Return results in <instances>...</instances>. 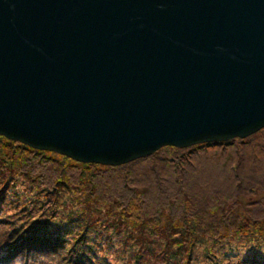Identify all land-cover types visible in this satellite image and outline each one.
Segmentation results:
<instances>
[{
    "label": "water",
    "instance_id": "95a60500",
    "mask_svg": "<svg viewBox=\"0 0 264 264\" xmlns=\"http://www.w3.org/2000/svg\"><path fill=\"white\" fill-rule=\"evenodd\" d=\"M264 129V0H0V136L118 167Z\"/></svg>",
    "mask_w": 264,
    "mask_h": 264
},
{
    "label": "rangeland",
    "instance_id": "374dc122",
    "mask_svg": "<svg viewBox=\"0 0 264 264\" xmlns=\"http://www.w3.org/2000/svg\"><path fill=\"white\" fill-rule=\"evenodd\" d=\"M195 146L107 167L0 136V245L43 247L34 254L46 264H264V169L249 172L236 143L226 151ZM125 195L141 206L114 204ZM215 207L229 210L227 223L210 235L195 228L193 214L215 220Z\"/></svg>",
    "mask_w": 264,
    "mask_h": 264
},
{
    "label": "trees",
    "instance_id": "16d2710c",
    "mask_svg": "<svg viewBox=\"0 0 264 264\" xmlns=\"http://www.w3.org/2000/svg\"><path fill=\"white\" fill-rule=\"evenodd\" d=\"M261 133H264V129L260 130L259 132L255 133L254 135H251L245 139H234V140H231V141H228L225 143H217L216 142V143L198 145L197 148H203L204 147L207 149H223L224 151H226L228 146H231L232 144L236 143V145H239L240 147H239L238 151H235L234 155L238 156V159L241 162V164L244 165L249 172L258 173L261 171V169H264V161L261 160V157H260L262 155V152H263L262 149L264 148V136L259 137V135ZM252 139H255V140L251 141ZM193 148L194 147L185 148V149H176V148H172V147H166V148L161 149L160 151H158L155 154L157 155L159 152H162L164 150H169L170 153H172L174 156H176L179 152L188 151V150L193 149ZM33 152L34 153H41V152H35V151H33ZM170 153L166 152L162 156H169ZM155 179L157 180L156 182L159 183L157 175H155ZM165 180H167V179H165ZM145 184H146V188L149 190L151 188H153V190H156V188H157L151 182H145ZM112 186L113 185H111L110 188ZM153 190H152V192H153ZM139 197H143L142 192L139 195ZM139 197L131 198L130 196L125 195L123 198L128 199V200L122 201L120 199V201H118V199H117V202H115L114 204L129 203L128 205H131L133 209H137L138 206H141V201H140ZM214 210L215 211L212 215L214 217H212V218H215V220H212L210 215H203V214L208 213L207 211H205V212L200 211L199 212V214L202 215L201 218H198L195 214H193L194 218L198 221L197 223H195V228H199L202 231L205 230V232L208 235H210L209 233L214 232L216 230H219V227L215 225L216 222H219V224L227 223V222H225V220H226L227 216L229 215V210H224L223 208L218 209V207H215ZM181 211L185 215H189L186 213L185 210H181ZM216 212H218L217 216L215 215ZM206 217H210V218L205 221ZM239 220H240L239 222H242L245 224L248 223V219L246 217H242ZM216 235H218V233ZM222 236L223 235H221L220 237H222ZM52 244L57 246V244L55 242H52ZM9 246H10V244H8V242L0 245V264H46V261H45V259H43V257L35 255L37 253H40V254L45 253V249L43 247L39 248V247H36L35 245H33L31 248L28 247L26 249L19 248V247H17V248L13 247L12 249H10V251L7 252V249H9ZM71 248H68V251ZM55 249H56V247L51 246L52 251ZM24 250H26V252ZM81 253H82V251H80V249H77L75 251V256L70 255V257H77Z\"/></svg>",
    "mask_w": 264,
    "mask_h": 264
},
{
    "label": "bare ground",
    "instance_id": "6f19581e",
    "mask_svg": "<svg viewBox=\"0 0 264 264\" xmlns=\"http://www.w3.org/2000/svg\"><path fill=\"white\" fill-rule=\"evenodd\" d=\"M50 153H52V152H50ZM133 162V161H132ZM132 162H130V163H132ZM129 164V163H128ZM126 165V164H125ZM123 166V165H122Z\"/></svg>",
    "mask_w": 264,
    "mask_h": 264
}]
</instances>
